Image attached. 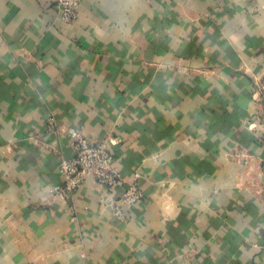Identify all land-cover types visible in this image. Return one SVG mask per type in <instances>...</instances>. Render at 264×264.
Returning <instances> with one entry per match:
<instances>
[{
    "label": "crops",
    "instance_id": "obj_1",
    "mask_svg": "<svg viewBox=\"0 0 264 264\" xmlns=\"http://www.w3.org/2000/svg\"><path fill=\"white\" fill-rule=\"evenodd\" d=\"M256 76L264 0H0V264H264ZM68 127L141 173L126 220V186L53 195Z\"/></svg>",
    "mask_w": 264,
    "mask_h": 264
},
{
    "label": "built area",
    "instance_id": "obj_2",
    "mask_svg": "<svg viewBox=\"0 0 264 264\" xmlns=\"http://www.w3.org/2000/svg\"><path fill=\"white\" fill-rule=\"evenodd\" d=\"M81 3L82 0H56L64 23L69 24L79 17ZM253 85L256 112L254 121L249 126L260 129L264 137V76H256ZM47 130L50 132L59 130L54 118L47 119ZM66 133L70 137L73 154L59 161V169L64 180L51 188L53 195L72 199L77 190L91 177L111 191L126 186L121 193L116 194L117 197L113 200L117 217L126 220L125 207L139 203L144 196L140 183L141 173L137 171L127 180L123 177L121 169L115 163V153L109 146V137L91 139L76 127H68Z\"/></svg>",
    "mask_w": 264,
    "mask_h": 264
}]
</instances>
